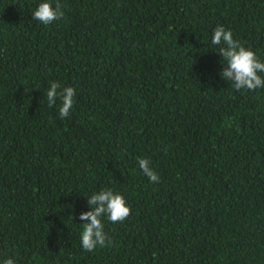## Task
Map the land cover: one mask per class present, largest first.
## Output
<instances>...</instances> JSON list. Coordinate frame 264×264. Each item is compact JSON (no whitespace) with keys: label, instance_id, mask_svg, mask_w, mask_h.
<instances>
[{"label":"trees","instance_id":"16d2710c","mask_svg":"<svg viewBox=\"0 0 264 264\" xmlns=\"http://www.w3.org/2000/svg\"><path fill=\"white\" fill-rule=\"evenodd\" d=\"M220 25L264 62V0H0V264H264V88L220 75ZM108 188L131 215L87 252Z\"/></svg>","mask_w":264,"mask_h":264},{"label":"clouds","instance_id":"9594fccd","mask_svg":"<svg viewBox=\"0 0 264 264\" xmlns=\"http://www.w3.org/2000/svg\"><path fill=\"white\" fill-rule=\"evenodd\" d=\"M65 15L59 3L55 6L49 2H42L33 13V18L43 25H51L60 20ZM211 43L213 45H223L219 54L223 57L226 65L220 73L226 78L234 88L255 91L264 88V78L260 73H264V62H261L256 53L246 48L239 40L234 39L230 29L224 26H217L214 30ZM76 90L73 87L61 88L58 81H53L46 92V99L49 107L56 104L59 97L61 106L59 116L64 119L70 115V111L75 103ZM139 168L149 180L157 183L159 175L150 167L151 161L147 158H140ZM92 210L83 212L80 220L82 224L81 245L87 252H94L97 246L100 248L111 245L112 241L104 231L103 219L106 217L112 223H123L131 215V207L128 205L122 194L114 192L112 189H102L93 194L89 200ZM2 264H16L13 258L3 260Z\"/></svg>","mask_w":264,"mask_h":264}]
</instances>
